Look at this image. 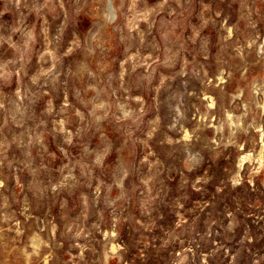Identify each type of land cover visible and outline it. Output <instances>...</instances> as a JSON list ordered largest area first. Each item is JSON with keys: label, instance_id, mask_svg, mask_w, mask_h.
<instances>
[{"label": "rangeland", "instance_id": "rangeland-1", "mask_svg": "<svg viewBox=\"0 0 264 264\" xmlns=\"http://www.w3.org/2000/svg\"><path fill=\"white\" fill-rule=\"evenodd\" d=\"M262 139L264 0H0V264H264Z\"/></svg>", "mask_w": 264, "mask_h": 264}, {"label": "bare ground", "instance_id": "bare-ground-1", "mask_svg": "<svg viewBox=\"0 0 264 264\" xmlns=\"http://www.w3.org/2000/svg\"><path fill=\"white\" fill-rule=\"evenodd\" d=\"M111 19H112V18H111ZM111 19H110V20H111ZM263 152H264V139H262V145H261V148H260L259 153H258V157H259V158H262V157H263ZM242 161H243V158L240 159L239 164H241Z\"/></svg>", "mask_w": 264, "mask_h": 264}]
</instances>
